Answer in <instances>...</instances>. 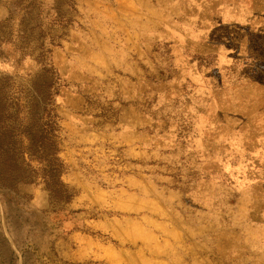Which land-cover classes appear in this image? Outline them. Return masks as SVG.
<instances>
[{
	"label": "rangeland",
	"instance_id": "374dc122",
	"mask_svg": "<svg viewBox=\"0 0 264 264\" xmlns=\"http://www.w3.org/2000/svg\"><path fill=\"white\" fill-rule=\"evenodd\" d=\"M7 4L9 16L0 23V145L10 152L0 153V264H213L206 244L216 264H230L243 258L241 248L255 252L252 229L238 228L237 220L264 204V42L253 33L230 63L212 59L206 70L213 81L205 70L192 80L168 67L152 74L144 144L122 127L124 102L88 97L85 109L105 137L83 146L70 186L62 178L68 165L57 112L63 81L52 54L71 21L57 10L60 1ZM43 68L54 73L68 203L51 198L27 153L24 172L16 169L17 150L29 146L20 133L33 126L32 83ZM238 235L241 248L233 241Z\"/></svg>",
	"mask_w": 264,
	"mask_h": 264
},
{
	"label": "crops",
	"instance_id": "0c3cea01",
	"mask_svg": "<svg viewBox=\"0 0 264 264\" xmlns=\"http://www.w3.org/2000/svg\"><path fill=\"white\" fill-rule=\"evenodd\" d=\"M7 1L0 0V23L9 16ZM56 1L61 3L57 10L71 21L63 26L67 37L52 54L63 81L57 112L65 138L61 158L68 165L62 178L70 186L77 183L83 146L105 137L85 109L88 97L97 94L115 98L116 105L124 102L119 109L122 127L136 129L131 139L144 144L149 126L144 97L150 96L152 74L168 67L192 80L205 70V80L213 81L206 70L212 59L230 63L235 48L249 47L253 33L264 42V0H70L72 13L69 0ZM259 89L264 91V86ZM237 225L252 229L248 240H253L255 252L247 254L238 235L233 241L243 258L229 263L264 264V204L255 206L252 216L238 218ZM206 253L213 264L219 262L207 244Z\"/></svg>",
	"mask_w": 264,
	"mask_h": 264
},
{
	"label": "trees",
	"instance_id": "16d2710c",
	"mask_svg": "<svg viewBox=\"0 0 264 264\" xmlns=\"http://www.w3.org/2000/svg\"><path fill=\"white\" fill-rule=\"evenodd\" d=\"M52 75L54 73L51 70L43 68L41 74L32 83L31 89L34 94L32 98V107L34 109L33 126L32 129L23 130L20 133L23 137L28 138L29 146L22 148L21 144L19 150H17V161L21 163L16 169L24 172V155L27 153L39 164V167L33 170V173L43 179L51 198L68 203L72 196L68 194V189L60 178L64 174V166L58 158L59 150L56 143L58 117L52 108L54 95L52 93L54 85V81L51 78ZM3 149L4 146L1 144V155L10 152V150ZM26 167L31 168L29 165H26Z\"/></svg>",
	"mask_w": 264,
	"mask_h": 264
}]
</instances>
